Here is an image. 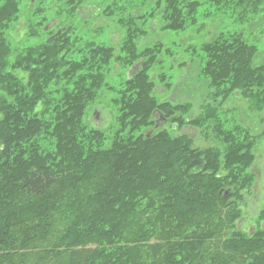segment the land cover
<instances>
[{
	"label": "trees",
	"instance_id": "obj_1",
	"mask_svg": "<svg viewBox=\"0 0 264 264\" xmlns=\"http://www.w3.org/2000/svg\"><path fill=\"white\" fill-rule=\"evenodd\" d=\"M123 1L102 11L123 35L118 50L76 33L88 0H59L57 16L69 22L15 52L18 0L0 5V264H264V210L253 232L238 227L264 142L253 131L264 113L259 49L236 31L193 40L191 64L209 89L195 115L192 102L156 97L159 83L173 90L166 74L155 76L173 49L138 46L155 22L163 34L200 33L205 6L253 25L247 14L260 20L264 0ZM115 63L127 72L140 64L118 89L108 81ZM111 94L109 137L89 113ZM238 101L244 114L227 107ZM189 127L215 145L196 147L181 133Z\"/></svg>",
	"mask_w": 264,
	"mask_h": 264
},
{
	"label": "rangeland",
	"instance_id": "obj_2",
	"mask_svg": "<svg viewBox=\"0 0 264 264\" xmlns=\"http://www.w3.org/2000/svg\"><path fill=\"white\" fill-rule=\"evenodd\" d=\"M115 1L116 0H88L87 4L79 9V14L77 16L78 21L74 23L76 33L83 37L84 40L104 42L107 45H113L118 50V45L122 42L121 39H123V35L116 31H112V26L115 24L110 20L104 19L105 16L102 15V11ZM117 1L119 4H123L124 2L123 0ZM133 1V5L136 6H140V2H143V0ZM261 1L263 0H260V2ZM1 4H4V0H0V5ZM60 4L59 0H18L20 14L17 18L18 20L14 21V31L11 32V37L9 39L15 52H21L27 47L36 45L48 38L55 37L56 33L59 32L58 26H63V23L69 22L66 16L61 17L62 21L59 20L60 16H57V12L60 11L59 7H63L60 6ZM65 9L67 8H64V10ZM232 10H226L224 12V9H218L212 5L205 6L200 10V16H202L203 19H208L202 22L200 33L191 31L187 36L171 32L163 34L160 32L159 23L155 22L152 24L151 34L149 37L139 42V50L152 47L156 43L162 42L170 49H173L175 54L173 59L164 56V62L155 68V76L164 73L174 84L173 90L167 91L165 87L159 83L156 97L160 102L167 100L174 103L192 102L195 106V115L200 113V107L207 102L209 95L207 82L200 75L199 67L191 64V62L194 64V60L198 61V58H195L193 55V50L189 49L190 46H193V40L200 46L203 42L213 39L221 32L236 31L242 33L248 43L255 45L259 49L260 61L264 63V15L258 20V16L254 17L247 14V19L251 17L254 19V21H252L254 24L249 25V21L246 23L238 22ZM259 13L264 14V9ZM31 24L37 27L40 36H30V30L32 29ZM43 31L49 34H44ZM181 38L187 41L184 48H188V50L184 53L180 44H176L179 40H182ZM185 61L188 62L185 63L186 67L180 68L178 66L180 62ZM139 67L140 64H137L127 72L122 68L121 64L115 63L108 81L112 87L118 89V86L128 79V77L133 76L138 71ZM115 96V94H111L105 97V100L95 105L89 113L90 124L105 131L109 137L117 128V109L112 103V99ZM241 102L242 101L231 103L229 104L230 106L228 105L227 107L235 108L241 105L240 107L243 109L241 108L239 111L244 114V112H246L245 108L249 106L246 102ZM263 119L264 113L259 115L255 120V130L253 131L257 135H260L264 131V122L261 123ZM181 133L191 136L195 141L196 147L203 148L215 145L205 139L198 129L189 127L182 130ZM252 171L256 176V181L254 182L250 194L246 197L244 216L238 223V227L247 232H253L255 230L258 217L261 211L264 210V142H261L257 148V160Z\"/></svg>",
	"mask_w": 264,
	"mask_h": 264
}]
</instances>
